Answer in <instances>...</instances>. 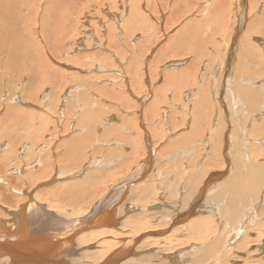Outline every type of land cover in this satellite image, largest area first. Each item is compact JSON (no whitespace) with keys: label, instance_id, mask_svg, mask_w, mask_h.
Listing matches in <instances>:
<instances>
[{"label":"rangeland","instance_id":"374dc122","mask_svg":"<svg viewBox=\"0 0 264 264\" xmlns=\"http://www.w3.org/2000/svg\"><path fill=\"white\" fill-rule=\"evenodd\" d=\"M124 3L126 6H123ZM46 5L51 9L50 14L45 13L44 10L47 9H40ZM53 11H57L58 15ZM18 16L20 21H23V26L17 27L14 19ZM36 22L41 24L40 28L39 24L34 27ZM42 25L51 26L45 44L51 43L54 52H50V46L44 44L41 34L45 31L41 30ZM219 26H222V29ZM24 30L26 41L21 33ZM16 35L19 36L15 38ZM234 36L237 41L233 45L236 47L232 49ZM44 45L48 46L47 52L41 50ZM249 45L256 47V51L250 49V52L246 53V46ZM30 51L37 56L31 55ZM232 53L233 57L230 55ZM231 58L233 60L229 62ZM43 60L53 67H58L61 73L58 82L42 83L43 74L37 71L38 62ZM19 66L24 69L18 71ZM32 66H35L36 73L39 74V84L36 83L37 87L41 86L37 88L39 91L30 89ZM158 90H162L159 95L156 93ZM221 90L225 94L220 95ZM202 96L203 99L205 96L210 98L206 107H210L214 102H221L236 109V113H228L231 125H223L221 128L226 112L222 113L216 103V108L212 107L215 110V113L214 110L212 112V118L209 117L210 112L204 115L206 125L200 126L202 132L200 129L197 131L202 136L192 141L193 145L190 142L196 130L192 126L193 106L201 105ZM155 103L159 110L156 109ZM228 107H225L227 111ZM153 109L158 112L152 111ZM244 111H247L248 115L242 113ZM214 127L217 135H210V129ZM227 128L233 131L230 138L235 144L238 145L239 140V145L242 143L241 148L239 147L241 155L245 148L246 154L251 155L250 146L254 145L257 149L260 143L264 142V0H0V225L5 230L11 223L18 222L21 216L34 218L29 213L34 211L33 215L38 213V216L44 217L49 214L54 221L63 217L72 225H76L78 231H74V242H77L79 235L96 232L101 227L109 226L114 229L105 235H95V238H89L82 245L77 243L79 246L75 247L76 250L79 247L80 252L106 250L104 242L111 244V241L119 242L127 237L126 240L130 237L133 240L134 236L140 238L138 243L146 240L159 243L162 253L157 257L162 258L163 262L177 259L181 249V254H184L183 261L189 251L190 258L194 259L198 253L197 248L202 250L200 242H203V239L182 247L177 246V249L172 251L164 250L163 246L174 243V239L175 242L181 238L190 239L186 234L187 230L177 229L183 225L186 227L188 217L178 219L180 216L174 212V215L171 214L172 217L175 216L174 220L171 217L169 222L166 210H173L174 207L180 209L182 201L179 199H184L187 194L182 188L185 184H190V180L185 179L183 174L189 172L187 169L192 166L190 152L187 150L189 146H194L193 150L195 148L197 152L193 156L198 157L201 154L202 158V155L206 154L203 151L210 150L212 140L222 144V135L230 132L225 130ZM259 130L260 135L257 134ZM107 135L110 136L106 137ZM180 136L184 137V144L189 145L182 143V148L187 153L184 152L185 157L182 155V148L179 151ZM68 141L69 144L73 142V148L76 144L79 145V156L67 155L68 148L62 145ZM137 143L140 150H135ZM262 147L263 152L260 151V154L254 157V162L255 159H264V144L261 143ZM150 151H154L155 156L151 155ZM174 152L179 154L174 156ZM132 153H137V157L132 163H126L125 156ZM176 155H179L177 161ZM179 157L181 158L178 160ZM147 158L151 161V168L150 164L147 165L149 170L145 168ZM199 161L200 158L197 162ZM224 161L226 168V158ZM184 163L187 164L186 167ZM240 167L246 171V164ZM174 168L176 172L172 171ZM191 168L190 170H195V167ZM100 169L111 170V176L104 181L99 180L102 174ZM214 170L215 168L206 178L212 175ZM135 171L136 178L139 175L145 176L142 177L144 182L142 178L141 181L131 180L134 184L130 181L131 187H125L121 194L122 200L117 193L113 196L118 204L124 206L118 225L106 223L107 226H96L88 220L85 230H79L78 224L84 222L82 218L91 219L90 214L94 215L98 208L103 209L106 204L107 208L110 207L108 203L112 191L120 186L122 180L133 177L131 172ZM89 175L96 177L98 182L95 181L91 186L85 185L80 191L82 194L69 195L67 191L58 190V186L76 180L83 181ZM211 177L205 179L208 181ZM145 178H148V181ZM147 186L152 191H144ZM260 186L258 201L262 205L263 177ZM140 190L144 192L140 193ZM107 197L109 202L105 200ZM164 199L169 202L166 203ZM154 201L159 204L161 201L162 207L152 209L150 206ZM30 203H33L30 207L36 206L32 210L28 207ZM261 205L256 217L260 218V223H264V203ZM96 206L100 207L94 210ZM155 210L159 212L156 214ZM162 210L163 214L160 215ZM219 210L221 208L217 211ZM140 213L146 223L140 233L133 235L131 231L137 229L131 219ZM227 213L229 212L225 213V218ZM238 215L235 209L230 217L227 215L229 226ZM207 218L215 231L211 239H215L219 237L216 229L218 223L214 217ZM122 219L127 224L121 225ZM221 221L227 223L223 219ZM250 225L255 226L247 223L246 229H251ZM40 231L38 230V233ZM66 231L67 234L61 235L62 238H68L71 234L68 226L64 228L63 233ZM263 231L248 230V235L243 234V237L239 238L240 242L236 243L239 247L236 246L223 256L219 264H264V251L261 249ZM32 233L27 237L30 248L21 251L23 254H18L19 261H15L13 252L2 246V253H6L4 257L12 256V260L17 264L21 259L30 260L26 255H29L33 248V253L41 254L39 248L47 255L57 252L56 249L59 248H55V244L59 242L58 238H52L47 230L43 231V234L36 232V237ZM211 234L212 231L208 230L205 237L208 239ZM244 237L248 238L246 240L249 243L245 242ZM242 242L245 247H242ZM138 243L133 246L135 252ZM124 244L120 243L111 249L108 256L120 255V247L125 246ZM153 248L155 247H148L143 251L141 249L138 255L124 254L120 262L125 259L129 260V264H134V258L141 257L146 251L151 254ZM0 256L3 258V255ZM76 256L78 254L72 257L77 258ZM45 258L46 261L49 260V257ZM53 258L59 259L62 256L55 254ZM104 258L99 264L105 261ZM154 260L156 263L151 262L152 264H159V259ZM37 262L42 264L44 260ZM24 263L26 264V260Z\"/></svg>","mask_w":264,"mask_h":264},{"label":"bare ground","instance_id":"6f19581e","mask_svg":"<svg viewBox=\"0 0 264 264\" xmlns=\"http://www.w3.org/2000/svg\"><path fill=\"white\" fill-rule=\"evenodd\" d=\"M230 1V0H229ZM46 4V3H45ZM136 4V3H135ZM224 4V3H223ZM221 5V4H220ZM123 6H126V4L124 3ZM133 6V5H132ZM177 7V6H176ZM221 7V6H220ZM49 7L46 5L43 7H40V9H47V10H44L45 13L47 14H50L51 13V9H48ZM56 8V7H55ZM54 8V9H55ZM135 8H137V6L135 5ZM222 8V7H221ZM224 8V7H223ZM60 9V7H59ZM139 9V8H138ZM218 9V8H217ZM220 10V8L218 9ZM48 11V12H47ZM53 12H57V11H53ZM39 14V13H38ZM34 15V14H33ZM57 15H58V12H57ZM5 16V15H4ZM35 16V15H34ZM21 18L20 16L16 17L14 19L15 23L18 24L17 27L21 26L23 21H20ZM134 20V19H133ZM211 20V19H210ZM213 20V19H212ZM31 22V21H30ZM40 22V21H39ZM211 22V21H210ZM32 23V22H31ZM37 23V22H36ZM42 23V22H40ZM4 25L6 24L3 23ZM39 23H37V25L35 26L34 24V27L36 28L38 26ZM48 24V23H47ZM213 25V24H212ZM23 26V25H22ZM199 26V25H197ZM217 26V25H215ZM41 27V24H39V28ZM51 27V26H50ZM50 27H45L44 25H42V29L43 31H45V33L41 34L44 39V44H45V39L48 37L47 35L49 34V31H50ZM53 27V25H52ZM202 27V26H200ZM218 27V26H217ZM216 27V28H217ZM220 27V26H219ZM222 27V26H221ZM220 27V28H221ZM28 28V27H27ZM31 28V27H30ZM34 28V29H35ZM204 28V27H203ZM26 29V28H24ZM33 29V27L31 28ZM215 29V27L213 28ZM222 29V28H221ZM39 29V31H41ZM237 30V29H236ZM217 32V30H215ZM240 30L238 29V32ZM25 30L23 32H21L25 38V41L27 40L26 38V34L24 33ZM237 32V33H238ZM15 33V32H14ZM220 33V32H219ZM34 34V33H33ZM37 34V33H36ZM199 34V33H197ZM222 34V33H221ZM52 35V34H51ZM19 35H16V37H18ZM35 36V35H33ZM235 37V36H234ZM37 38V37H36ZM219 38V37H218ZM237 38H238V34H237ZM35 39V38H34ZM40 39V38H39ZM48 40V39H47ZM30 41V40H29ZM32 41V40H31ZM37 41V40H35ZM51 41V40H50ZM191 41V40H190ZM195 41V40H194ZM237 41L236 37L234 38L233 42L232 43V49L236 47V45L233 47V45L235 44V42ZM38 42L40 43L41 41L38 40ZM29 43V42H28ZM42 43V42H41ZM40 43V44H41ZM48 43V42H47ZM204 43V42H203ZM7 44V43H6ZM38 44V43H37ZM10 45V44H9ZM45 45H49L50 46V52H54L52 50V47H51V43H48V44H45ZM44 45V46H45ZM2 46V45H1ZM24 46H25V43H24ZM42 46V51L43 52H47V47L48 46ZM202 47V46H201ZM192 48V47H191ZM246 53H249L250 49H252L253 51H256V47H252L251 45H249L248 47L246 46ZM4 49V48H3ZM2 49V50H3ZM27 50V49H26ZM5 51V50H4ZM38 52V51H37ZM40 52V51H39ZM258 52V51H257ZM29 53V52H28ZM31 53V51H30ZM259 53V52H258ZM46 54V53H45ZM31 55H36L34 52L31 53ZM42 55V54H41ZM232 57H233V53L230 54ZM253 55V54H252ZM251 55V56H252ZM37 56V55H36ZM35 56V57H36ZM250 56V57H251ZM42 57V56H41ZM40 57V58H41ZM37 58V57H36ZM235 59V58H234ZM34 60V59H33ZM41 60V59H40ZM233 60V58L230 59L229 62H231ZM226 61V60H225ZM230 64V63H229ZM232 64V63H231ZM38 71L35 70V66H32V73H30V83H31V86H30V89L31 90H37L38 87H41V86H36V83H38V75L37 74L38 72H41L43 74V81L42 83L44 84H47V83H51V82H58L57 80H59L61 78V73H60V70L57 69L58 67H53L52 65H50L49 63H47L46 61H41V62H38ZM230 67V66H229ZM24 68H22L21 66H19L18 68V71L22 70ZM17 71V72H18ZM37 71V73H36ZM20 73V72H19ZM18 73V74H19ZM32 74V75H31ZM41 74V76H42ZM26 75V74H25ZM23 75V76H25ZM203 75V74H202ZM227 75V74H226ZM55 76V77H54ZM55 79H54V78ZM54 79V80H53ZM23 80V79H22ZM137 80V79H136ZM65 81V80H64ZM183 81V80H182ZM39 84V83H38ZM156 86V84H155ZM245 88V87H243ZM157 89V88H156ZM161 89V88H160ZM253 89V88H251ZM155 90V89H154ZM254 90V89H253ZM39 91V90H37ZM41 91V90H40ZM147 91V90H146ZM162 90H158L156 93L158 94L159 92H161ZM199 92V91H198ZM155 93V92H154ZM224 93V91L222 92L221 90V93L220 95H222ZM40 94V93H39ZM152 94V93H150ZM191 94V93H190ZM198 94V93H197ZM210 94V93H209ZM216 94V93H215ZM218 94V93H217ZM225 94V93H224ZM156 95V94H155ZM159 95V94H158ZM169 97V96H168ZM220 97V96H219ZM197 98V97H196ZM194 99V98H193ZM210 100V98H207L206 96L204 97L203 99V96H202V103L201 105H195L193 106L194 109H193V118H192V126L196 129L194 134H192L193 137L190 138V142L192 141H195L197 139H199L198 137H201L202 135H200L199 132V129L200 131L202 130L201 129V125L205 124V120H204V115L206 116V113L207 112H210V119L212 118V112L213 110L216 108V103L217 102H214L213 104H211V106L209 107H206L205 105L207 104V100ZM221 99V98H220ZM87 101V99H86ZM218 101V100H217ZM221 101H223L221 99ZM156 102V101H155ZM199 101H197L198 103ZM204 102V103H203ZM141 103V102H140ZM195 104V102H194ZM219 108L222 110L221 112H226L225 115H224V118L222 119V124L220 126H222L221 128H223L224 126L223 125H226V127L229 125V118H230V115L228 113H236V109L234 110L233 108L231 107H228V106H225V104H222L221 102H218L217 103ZM86 105V104H84ZM155 106H156V109L158 108V105L157 103H155ZM214 109H213V108ZM225 107H228L229 111L226 110ZM13 108V107H12ZM36 109V108H35ZM153 109L152 111H157L159 109ZM242 110H245V109H242ZM241 110V111H242ZM238 111V110H237ZM240 111V110H239ZM158 112V111H157ZM214 113H215V110H214ZM242 113H245V115H248L246 114L247 111L245 112H242ZM138 114V113H137ZM154 114V113H152ZM161 114V113H160ZM172 114V113H171ZM239 114V113H238ZM101 115V114H100ZM195 115V116H194ZM217 115V114H216ZM229 115V116H228ZM208 116V115H207ZM219 116V115H218ZM234 116V115H233ZM250 116V115H249ZM39 117V116H38ZM90 118V117H88ZM214 118V117H213ZM245 118V116L243 117ZM248 118V117H247ZM92 119V118H91ZM85 120V119H84ZM90 121V120H88ZM93 121V120H91ZM132 121V120H131ZM213 121V120H212ZM220 121V120H219ZM42 122V120H41ZM187 122V121H186ZM204 122V123H203ZM216 122V120H215ZM243 122H244V119H243ZM210 123V122H209ZM218 123V122H217ZM208 124V123H207ZM249 124V123H248ZM136 125V124H135ZM134 125V126H135ZM206 125V124H205ZM213 125V124H212ZM231 125V124H230ZM229 125V126H230ZM32 126V125H31ZM214 126V125H213ZM243 126V125H241ZM244 127V126H243ZM204 128V127H203ZM219 128V127H218ZM210 129V128H209ZM208 129V130H209ZM225 130H228L230 131L229 128L225 129ZM256 131V130H255ZM107 132V131H106ZM187 132V131H186ZM202 132V131H201ZM233 132V131H232ZM231 131L229 133H225L224 135H222V139H224V141L222 142L221 145L218 144V141L217 140H212L213 144L211 143L210 145V150L208 152H205L203 151L204 153L206 154H203L202 155V158H201V154L198 156V157H195L193 156L195 154V148L193 150V147L190 148V146L185 143L186 145L189 146V148L187 149L189 152H190V156H191V160H192V166L191 167H195L194 169L195 170H189V172H182L185 177V179H187L188 181L190 180V184H185L184 187L182 185V189H184L187 194L185 196V198L183 199L182 197H180L179 201H182V205H181V208L180 209H177L174 207L173 210H169L167 209L166 211H168V214H166V216L168 217V221L170 222V220H174V217L175 216H171V214L174 215V212L176 214H178V216H182L181 218L178 217V219H182L184 217H188L187 218V222H186V227H178L177 229L178 230H187L188 233V236L190 237L189 240H185V239H178L176 242L174 239V243L170 244L168 246H163V248L165 247V251H172V250H175L177 249V246L179 247H182V246H185L187 244H189L190 242L194 241V242H198L200 240H202L203 242H200L202 243L201 244V251L199 248H197L198 250V253L196 254V257L194 259H191L190 258V251L187 252V255H186V258H185V261L184 260V254L182 255L181 252H182V249L179 251L178 253V258L177 259H170V261L166 262L165 261V258H164V261L162 260V258H158L157 256H161L160 254L162 253L161 252V249H162V246L160 245L159 246V243H156L155 240L153 241H142L141 243H138L140 241V238L138 237H134L133 236V240L129 238V240H121L119 242H116V241H111L110 243L111 244H108V242H104V245H105V248L106 250H98L96 252H86V251H82L80 252V248L78 247V250H76V247L79 246L77 245L78 244H84L86 243L89 238H95V235L98 236V235H105L107 233H111L110 231L114 230L113 228H103L101 227V229H99L98 231L96 232H89V233H86V234H83V235H79L77 237V242L74 240L76 239L74 236V231L76 233V230H77V226L76 225H72L71 222H68L66 221V219H64L63 217H60L62 219H58L59 217H57L58 220L54 221L53 217H51L49 214L48 216V219L42 221V218L43 217H40L38 218V213L36 215H33L34 214V211L32 212H29L31 213L32 215L31 216H34V218H30L29 216V219L26 218L25 216H21L20 219H18L17 221L18 222H14V224H10V227L8 226L7 229L5 230L4 227H2V225H0V242L3 243V244H0V254L3 255V258H0V264H15V261H17V257H18V254L21 253V251H26L30 245V242H29V245H28V240H27V237L32 233L34 232V234L32 233V235H34V237L37 236V234H39L41 232V234H43V231H48L50 234H51V237L55 238L57 240L58 238V241L59 242H56L55 244V248H59L58 250L56 249L57 252H55L54 254L52 255H47L45 254V251L42 250V248L40 249L39 248V251L41 252V255L39 252L38 253H33V249H31V252L29 253V255H26L27 257H29V259L31 260H28L25 258L26 260V264H40V263H36L37 260H44V262L42 264H45V263H49V264H99L100 261L103 260L104 258V262L102 264H108V263H119L121 259H123L124 257V254H129V253H134L136 255H138L140 252H141V249L143 251V249H146L149 247H155L153 248L152 250V253L151 254H147L148 251H146L145 254H142L141 257L137 256L138 258H134L135 260H132L134 264H141V262H146L147 264H152V263H156V261L154 260V258L156 259H159L158 261L159 264H164V263H168V264H219V262L221 263L220 259L223 257V256H226V254H228L231 250H233L236 246L239 247V245H237L236 243L240 242L239 241V238L240 236L243 237L242 235L245 234V235H248V230L250 231H263L264 230V223H260L258 220L260 218H257L256 217V212L258 211L259 207H260V201H258V194L259 193V189L261 188L260 186V181L263 177L264 179V159L261 161H256L255 159V162H254V157L255 156H258V154H260V151L263 152V147L261 148V143L264 144V142H261L260 143V146H258L257 149H255L254 145H251L250 146V149L252 150V154L251 155H247L246 154V148H245V151L243 152V154L241 155V151H240V146L241 144L239 145V141H238V145L235 144V141L232 140L230 138V133H232ZM108 134V133H107ZM210 135H217L216 133V127L214 128H211L210 129ZM258 135L261 134L260 130L259 132L257 133ZM241 135V134H240ZM262 135L264 136V130L262 131ZM110 135H107L106 137H108ZM146 136V135H145ZM189 136V135H188ZM191 136V135H190ZM256 136V135H255ZM150 136H148L149 138ZM180 142L179 145L181 146L179 151L181 150L182 148V145L184 144L185 140H184V137L180 136ZM205 138V137H204ZM212 138H214V136H212ZM257 138V136H256ZM150 139V138H149ZM148 139V140H149ZM211 139V138H210ZM132 139H129V141H131ZM141 140V139H140ZM147 140V139H146ZM184 140V141H183ZM201 140V139H200ZM148 142V141H147ZM173 142H175L173 140ZM208 142V141H206ZM226 142V144L224 143ZM139 143L142 145L143 142L139 141ZM149 143V142H148ZM156 143V142H155ZM183 143V144H182ZM199 143V142H197ZM210 143V141L208 142ZM207 143V144H208ZM139 144V146H140ZM151 144V142L149 143ZM148 144V145H149ZM174 144V143H173ZM171 144V146L173 145ZM184 144V145H185ZM193 144V142H192ZM248 144V143H247ZM127 145V144H126ZM183 145V147H184ZM194 145V144H193ZM209 145V144H208ZM246 145V144H245ZM62 146H66L68 148V156L69 157H72L74 156L75 154H78L77 156H79L80 154V151H79V145L76 146L73 148V142H71L69 144V141L68 142H64ZM124 146V144H123ZM151 146V145H150ZM148 146V147H150ZM169 146V145H168ZM220 147V149H218ZM125 147V146H124ZM128 147V146H127ZM135 150H140L138 148V143L135 145ZM240 147V148H239ZM244 147V146H243ZM126 148V147H125ZM152 149V147H150ZM187 148V146H186ZM236 148V151H234V149ZM184 148H182V155L185 157V154H184ZM189 149H192L193 151L191 152ZM202 149V148H200ZM204 149V148H203ZM209 149V148H208ZM127 150V148H126ZM216 151V153H213V151ZM220 150V151H219ZM129 151V150H128ZM144 151V149H143ZM148 151V149H147ZM200 151V150H199ZM154 152V151H153ZM152 151H150L151 155H154ZM201 152V151H200ZM199 152V153H200ZM138 153V152H137ZM137 153H132L128 156H125L127 157V161L126 163L128 162H133L135 160V158L137 157ZM177 152H174V156ZM186 153V152H185ZM197 153V152H196ZM198 153V154H199ZM144 154V152H143ZM179 154V152L177 153ZM187 154V153H186ZM197 154V155H198ZM42 155V154H41ZM155 156V155H154ZM179 156V155H178ZM176 155V158H175V161H177V157ZM182 156V157H183ZM189 156V157H190ZM193 156V157H192ZM244 156V157H243ZM232 157V158H231ZM236 157L238 159H236ZM78 158V157H77ZM152 158V157H151ZM150 158V159H151ZM181 157L178 158V160L180 159ZM198 158H200V161L197 162ZM224 158H226L227 160V165H226V168H225V161H224ZM234 158V159H233ZM67 159V158H66ZM190 159V158H189ZM188 160V159H187ZM154 161V160H153ZM152 161V162H153ZM174 161V159H173ZM174 161V162H175ZM150 160H147L145 161V168H148L147 165L150 164ZM262 162V164L260 163ZM183 164V162L181 163ZM185 164V163H184ZM246 164V171L242 170L240 166ZM174 165H177V164H174ZM178 165H180V163H178ZM177 167L179 168L180 166ZM187 164H185V167H186ZM183 166V165H182ZM190 166V165H189ZM198 169H197V167ZM151 168V164L149 166ZM224 167V168H223ZM215 170L213 171L214 173L212 175H208L209 177H211L208 181L206 180L207 178H209L207 176L206 178V175L211 173L212 169ZM217 168V169H216ZM177 169V168H176ZM192 169V168H191ZM220 169H226L225 170H221ZM103 169H100V171H102ZM149 170V168H148ZM175 168L172 170L174 171ZM139 171V170H138ZM145 171V170H144ZM143 171V172H144ZM171 171V173H172ZM186 171V170H185ZM220 171V173H219ZM110 172L111 170H104L102 171L100 174V178L99 180H106L107 178H109L111 175H110ZM142 172V173H143ZM176 172V170H175ZM49 173V172H48ZM136 171L135 173L131 172V174L133 175V177H129L128 179H124L122 180V182L119 183V187L116 188L115 190L112 191L111 195H110V202H109V199L108 197L105 199L106 202H109L108 204H110V207L107 208V204H106V207H104L103 209L101 208H98L97 212L91 216L90 214V218H82L81 220H83L84 222H80L78 224V227H79V230H85V224L88 223V220L92 222H94L96 224V226H105L106 223H110L109 225H112L113 223H116L118 225V220L119 218L121 219V213L123 215V207L120 203L118 204V201L113 197L116 193L120 195L121 197V194L123 193V190L126 189L128 186H130V183L133 181H136L140 178H142L143 176L139 175L138 178H136ZM146 173V171H145ZM149 173V172H147ZM167 173V172H166ZM151 173H149L150 175ZM75 176V175H74ZM88 178H86L85 180H76V181H72L70 183H67V184H64L63 186H58V190L61 191H67L70 194H82L80 191L81 189L87 185V186H91L95 181L98 182L97 178L96 177H93L92 175H89L87 176ZM145 177V176H144ZM143 177V178H144ZM147 177V176H146ZM150 177V176H148ZM172 177V176H171ZM132 178H136V179H132ZM143 178H142V181H143ZM173 178V177H172ZM206 178V179H205ZM148 179V178H147ZM146 178L145 180L148 181ZM132 180V181H131ZM245 180V181H244ZM131 181V182H130ZM141 181V179H140ZM206 181V182H205ZM210 181V182H209ZM263 181V180H262ZM131 183L132 185L134 183ZM144 182V181H143ZM187 182V181H186ZM230 182L232 184H230ZM86 183V184H85ZM125 183V184H124ZM205 183V184H204ZM244 183V184H243ZM122 184V186H121ZM147 184V183H146ZM203 184V185H202ZM156 185V184H155ZM223 185L225 186V188H223ZM245 185V186H244ZM247 185V186H246ZM122 187H124L122 189ZM126 187V188H125ZM131 187V186H130ZM260 187V188H259ZM139 188V187H138ZM143 188V187H142ZM131 190V189H129ZM137 190V189H136ZM152 191L151 189L147 188L145 189L144 188V191ZM181 190V189H180ZM59 191H57L59 193ZM144 191H141L140 190V193L144 192ZM183 191V190H182ZM136 192V191H135ZM133 191V193H135ZM125 193V192H124ZM128 193V192H127ZM154 193V191H153ZM66 194V193H65ZM147 194V193H145ZM150 194V193H148ZM152 194V193H151ZM57 195V194H56ZM88 195V194H87ZM128 195V194H127ZM118 196V195H117ZM126 196V195H125ZM163 196V194H162ZM165 196V195H164ZM116 197V196H115ZM161 198H166L167 197H161ZM179 198V197H178ZM165 202L168 203L169 201L167 200ZM173 199V198H172ZM121 200H122V197H121ZM126 200V199H125ZM141 200V199H140ZM162 201V200H161ZM157 203V202H153V204L150 206L152 209H158V208H161L162 204L163 203ZM124 202V201H123ZM263 202V201H261ZM179 203V202H178ZM264 203V202H263ZM263 203L261 206H263ZM33 203H30L28 204V207H30V205H32ZM115 204H116V207H115ZM118 204V205H117ZM165 204V203H164ZM52 205V204H51ZM114 205V206H113ZM125 205V204H124ZM149 205V204H148ZM166 205V204H165ZM26 206V205H25ZM34 206V205H33ZM30 207L31 210L34 209L36 206L34 207ZM53 206V205H52ZM128 206V205H127ZM171 206V205H170ZM169 206V207H170ZM180 206V205H179ZM39 207V206H38ZM97 207H100V206H96L94 208V210L97 208ZM112 207V208H111ZM165 207V206H163ZM27 208V207H26ZM219 211H217L218 209H220ZM224 208L227 209V211L229 213L226 214V218L224 217L225 213L227 212ZM126 209H128L126 207ZM125 209V211H126ZM137 209V208H136ZM166 209V208H165ZM236 210L239 215L237 218H234L232 225L229 226L228 224V219L229 217L232 215V212L233 210ZM93 210V211H94ZM135 210V209H134ZM261 210V209H260ZM259 210V211H260ZM113 211V212H112ZM44 212V211H43ZM78 213V211H76ZM129 212V211H128ZM131 212V211H130ZM156 212V210L154 211ZM159 211L156 212V214L158 213ZM26 213V212H25ZM167 213V212H166ZM258 213V212H257ZM264 213V211H263ZM160 215L163 214V210L161 211V213H159ZM14 215V213H13ZM22 215V214H21ZM227 215L229 217H227ZM12 216V215H11ZM40 216V215H39ZM43 216V215H42ZM121 216V217H120ZM127 216V215H126ZM172 217V218H171ZM190 217V219H189ZM207 217H214L215 220L217 221L218 225L216 226V229L218 230V235L219 237L215 238V239H211L213 237V234H215V231L212 230V227L213 225H211L209 223L208 220H210L209 218ZM16 218V217H15ZM124 218V217H123ZM36 219V220H34ZM225 220L227 221V223H222L221 220ZM68 220V219H67ZM123 220V221H122ZM120 221V224L121 225H125L127 224V222H124V219H122ZM167 220V219H166ZM126 221V219H125ZM131 221L134 223V226L135 228L137 229L136 231H131L132 233L131 234H135L137 235V233H140L141 232V228L142 226L146 223L145 219L143 218V216H141V213L140 214H136V216L134 215L133 218L131 219ZM1 222V221H0ZM35 222V223H34ZM4 223V221H3ZM247 223L249 224H252V225H255V226H251V229H246L248 226H247ZM1 224V223H0ZM6 224V223H5ZM91 225V224H90ZM68 226V229L69 231H71V234L69 235L68 238L64 237L62 238L61 235H64L67 234L68 231L64 232L63 233V230L65 227ZM89 226V225H88ZM92 226V225H91ZM107 226V225H106ZM247 226V227H246ZM91 229V228H90ZM94 229V228H93ZM112 229V230H111ZM38 230H41L39 233H38ZM67 230V229H66ZM89 230V229H87ZM177 230V231H178ZM208 230H211L212 231V234L208 237V239L205 237V234ZM78 231V230H77ZM37 232V234H36ZM85 232V231H84ZM113 232V231H112ZM264 232V231H263ZM47 233V232H46ZM53 233V234H52ZM81 234V232H80ZM114 234V233H113ZM133 234V235H134ZM172 234V233H171ZM116 235V233H115ZM126 235V234H125ZM142 235V234H141ZM40 236V235H39ZM119 236V235H118ZM185 236V235H184ZM34 237H32L34 239ZM123 237V236H122ZM141 237V236H140ZM38 238V237H37ZM37 238H35L37 240ZM100 238V237H99ZM124 238V237H123ZM137 238V239H136ZM150 238V237H149ZM4 239V240H3ZM154 239V238H153ZM171 239V240H173ZM241 239V238H240ZM245 240V242L247 241L246 237L243 238ZM165 240V239H164ZM170 240V239H169ZM170 240V241H171ZM46 241H47V238H46ZM32 242V241H31ZM34 243L36 241H33ZM159 242V241H158ZM169 242V241H168ZM248 242V241H247ZM124 244L125 246L121 245L120 247V250H121V253L120 255L117 254L115 256H112V255H109L108 256V253L111 251V249H113L114 247L118 246V244ZM133 243V244H132ZM138 243V246L136 245L137 249H136V252L133 248V246L135 244ZM170 243V242H169ZM249 243V242H248ZM47 244V243H45ZM49 244H47L48 246ZM76 245V247H75ZM103 245V246H104ZM262 247L261 249H263L264 251V239H263V244H261ZM2 246L5 248V249H9L11 252H13V255L12 254H9V255H12L13 257H15V261L12 260V256H8V257H4V255L6 254H3L2 253ZM36 246V245H35ZM38 246V245H37ZM36 246V247H37ZM241 246V245H240ZM245 247V243L242 242V247ZM41 247V246H40ZM44 247V246H43ZM30 248V247H29ZM45 248V247H44ZM103 248V247H102ZM4 249V250H5ZM117 249V248H116ZM36 251V250H35ZM51 251V250H50ZM95 251V250H94ZM151 251V250H149ZM43 252V253H42ZM116 252V251H115ZM161 252V253H160ZM24 253H27V252H24ZM48 253H51V252H48ZM174 253V252H173ZM176 253V252H175ZM243 253V252H242ZM23 254V253H21ZM56 254V256H59L62 258H59V259H55L53 258V256ZM78 254V256H76L77 258H74L72 256ZM25 255V254H24ZM61 255V256H60ZM247 255V253L245 254ZM41 256V257H40ZM49 257V260L46 261L47 259L45 257ZM2 257V256H0ZM66 257V259H65ZM165 257V256H164ZM247 257V256H246ZM24 258V257H23ZM173 258V257H171ZM224 258V257H223ZM222 258V259H223ZM21 259V258H20ZM91 260V261H88V260ZM24 260V261H25ZM51 260V261H50ZM248 260V259H247ZM4 261V262H3ZM19 261V260H18ZM24 261L21 259L20 262H18L17 264H25ZM33 261V262H32ZM124 262H120V264H129L128 261L129 260H123ZM241 261V260H240ZM12 262V263H11ZM152 262V263H151ZM236 262V261H234ZM256 262V261H255ZM158 263V262H157ZM247 263V262H246ZM233 264V263H231ZM242 264V263H241ZM248 264V263H247Z\"/></svg>","mask_w":264,"mask_h":264},{"label":"water","instance_id":"95a60500","mask_svg":"<svg viewBox=\"0 0 264 264\" xmlns=\"http://www.w3.org/2000/svg\"><path fill=\"white\" fill-rule=\"evenodd\" d=\"M18 214H20L19 212H17ZM22 213H23V211H22ZM47 214V213H46ZM42 216V215H41ZM37 217H40V216H37ZM45 218H46V216H44L43 218H42V221H44L45 220ZM0 221H2V219L0 218Z\"/></svg>","mask_w":264,"mask_h":264}]
</instances>
